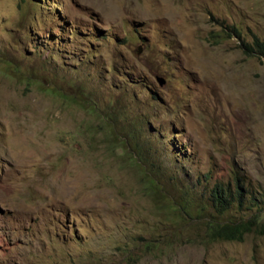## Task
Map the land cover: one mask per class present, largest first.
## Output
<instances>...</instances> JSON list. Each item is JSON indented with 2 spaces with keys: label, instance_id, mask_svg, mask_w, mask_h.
<instances>
[{
  "label": "rangeland",
  "instance_id": "374dc122",
  "mask_svg": "<svg viewBox=\"0 0 264 264\" xmlns=\"http://www.w3.org/2000/svg\"><path fill=\"white\" fill-rule=\"evenodd\" d=\"M256 36L264 0H0V264H264L205 229L217 185L264 199Z\"/></svg>",
  "mask_w": 264,
  "mask_h": 264
},
{
  "label": "trees",
  "instance_id": "16d2710c",
  "mask_svg": "<svg viewBox=\"0 0 264 264\" xmlns=\"http://www.w3.org/2000/svg\"><path fill=\"white\" fill-rule=\"evenodd\" d=\"M234 35L241 38L240 31L234 27L232 28ZM243 52L248 56H258V58L264 61V41L260 40L257 36L254 37L253 42H244L241 45ZM142 174L149 180L151 192L160 196L164 199V203L168 207H172L173 210L180 212L178 218L185 220V215L192 214V209H197L200 216V212L205 210V208H200L198 204L192 201H186L183 198L180 200H173L166 196L164 193L160 173L157 168H147L143 166L141 168ZM250 192L237 185L236 192L233 193L229 189H226L222 185H217L213 191L212 196V207L217 216L224 217L222 221H207L205 223V229L207 232V238L210 242H243L248 235H264V199L262 202L258 201L256 198H248ZM257 201V202H256ZM260 203V204H259ZM237 205L238 209L243 210L244 205L248 208V211H253L258 209L259 214H255L247 220L239 221H226L225 217L233 209L234 205ZM180 210V211H179Z\"/></svg>",
  "mask_w": 264,
  "mask_h": 264
},
{
  "label": "water",
  "instance_id": "95a60500",
  "mask_svg": "<svg viewBox=\"0 0 264 264\" xmlns=\"http://www.w3.org/2000/svg\"><path fill=\"white\" fill-rule=\"evenodd\" d=\"M159 82H160V85L163 86V84L165 83V81L161 78H158Z\"/></svg>",
  "mask_w": 264,
  "mask_h": 264
}]
</instances>
